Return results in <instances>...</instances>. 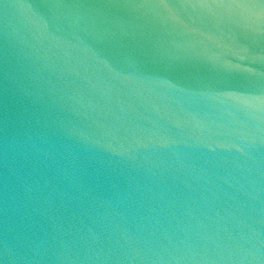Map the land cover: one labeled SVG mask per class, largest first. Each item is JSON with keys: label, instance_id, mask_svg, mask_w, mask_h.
I'll use <instances>...</instances> for the list:
<instances>
[{"label": "water", "instance_id": "95a60500", "mask_svg": "<svg viewBox=\"0 0 264 264\" xmlns=\"http://www.w3.org/2000/svg\"><path fill=\"white\" fill-rule=\"evenodd\" d=\"M0 264H264V0H0Z\"/></svg>", "mask_w": 264, "mask_h": 264}]
</instances>
